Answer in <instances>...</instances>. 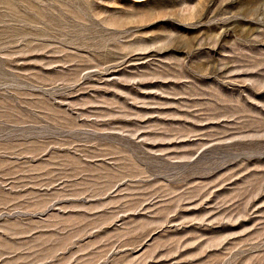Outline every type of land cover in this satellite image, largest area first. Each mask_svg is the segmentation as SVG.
<instances>
[{"label":"rangeland","instance_id":"obj_1","mask_svg":"<svg viewBox=\"0 0 264 264\" xmlns=\"http://www.w3.org/2000/svg\"><path fill=\"white\" fill-rule=\"evenodd\" d=\"M0 264H264V0H0Z\"/></svg>","mask_w":264,"mask_h":264}]
</instances>
